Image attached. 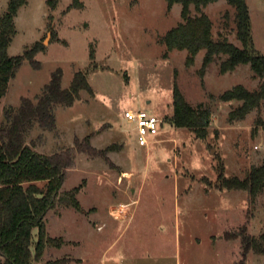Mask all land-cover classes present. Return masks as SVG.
<instances>
[{"label":"rangeland","instance_id":"obj_1","mask_svg":"<svg viewBox=\"0 0 264 264\" xmlns=\"http://www.w3.org/2000/svg\"><path fill=\"white\" fill-rule=\"evenodd\" d=\"M81 1L82 7H71L73 0H60L52 9L48 0H28L8 49L14 55L36 41L46 45L24 60L2 97L0 139L8 138L24 101L37 103L58 69L63 87L79 70L92 86L72 105H53L55 127L38 117L23 125L25 142L38 151L59 153L64 161L71 152L62 190L80 186L82 206L60 204L47 213L50 235L64 242L48 245L35 263L264 264V242L262 250L251 243L264 230V189L253 202L246 189L221 188L222 177H245L264 159V101L244 118L230 119L241 100L220 98L236 84L259 85L250 64L221 73L222 55L203 72L205 49L193 64L186 49L166 54L161 37L182 21L181 3L170 9L167 0ZM247 1L255 45L264 53V0ZM8 3L0 0V14ZM203 10L216 38L242 45L235 7L218 0ZM175 82L194 107L211 109L205 137L172 122ZM128 108H147L164 119L149 145L131 130ZM126 203L131 217L114 210ZM33 234L36 240L37 227Z\"/></svg>","mask_w":264,"mask_h":264},{"label":"trees","instance_id":"obj_2","mask_svg":"<svg viewBox=\"0 0 264 264\" xmlns=\"http://www.w3.org/2000/svg\"><path fill=\"white\" fill-rule=\"evenodd\" d=\"M60 0H48L52 9ZM171 9L175 3L182 4V21L167 31L161 41L168 51L186 49L187 62L193 64L197 54L205 49L202 71L222 55L220 72L235 70L240 64H250L259 85L250 89L242 83L225 90L220 98L223 100L238 99L241 104L230 112V119H242L264 101V53L255 45L252 34V18L247 0H227L236 9L237 35L242 45L231 41L227 36L216 38L213 31V20L203 8L218 0H167ZM28 0H9L6 10L0 14V102L7 93L10 81L16 75L25 59L33 60L39 51L46 50L42 41H36L23 53L10 54L9 47L18 32L16 18L20 8ZM192 5L199 11L192 14ZM82 7L81 0H73L71 7ZM91 59H95V48L92 47ZM61 69L54 72L51 81L35 103L26 99L19 114L8 130L7 139H0V252L4 257L3 264H36L48 245L62 246V237L51 236L47 228V213L58 205L74 206L82 209L77 197L80 186L62 190L66 168L73 163L71 158L64 161L59 153L46 154L38 151L23 136V125L38 117L42 124L52 128L56 125L55 103L65 102L72 105L80 98L84 89L92 90L87 73L79 70L75 73L69 87L62 86ZM174 114L172 122L176 126L190 127L197 136L205 137L211 122V109L194 107L184 92L175 82ZM31 118V119H30ZM264 127V120L259 119ZM89 145V144H88ZM90 147V146H89ZM221 188L246 189L251 201H255L264 189V159L260 164L252 165L245 177L238 175L224 176ZM38 228L34 240V228ZM250 242V241H249ZM264 230L259 237H252L253 246L262 250ZM64 260L56 259L45 264H60Z\"/></svg>","mask_w":264,"mask_h":264},{"label":"built area","instance_id":"obj_3","mask_svg":"<svg viewBox=\"0 0 264 264\" xmlns=\"http://www.w3.org/2000/svg\"><path fill=\"white\" fill-rule=\"evenodd\" d=\"M125 118L131 124V130L137 132L141 145H149L153 141L152 137L164 126V119L147 108H128Z\"/></svg>","mask_w":264,"mask_h":264},{"label":"crops","instance_id":"obj_4","mask_svg":"<svg viewBox=\"0 0 264 264\" xmlns=\"http://www.w3.org/2000/svg\"><path fill=\"white\" fill-rule=\"evenodd\" d=\"M129 205V203H126L125 206H120L118 209L114 208V210H118L119 211V214L121 215H125V216H129L131 217L133 215V211L130 210V208H127ZM111 211H113V209H111Z\"/></svg>","mask_w":264,"mask_h":264}]
</instances>
